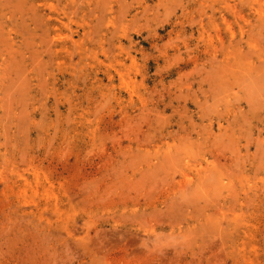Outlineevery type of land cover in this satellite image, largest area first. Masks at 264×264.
Masks as SVG:
<instances>
[{"label":"rangeland","instance_id":"rangeland-1","mask_svg":"<svg viewBox=\"0 0 264 264\" xmlns=\"http://www.w3.org/2000/svg\"><path fill=\"white\" fill-rule=\"evenodd\" d=\"M0 264H264V0H0Z\"/></svg>","mask_w":264,"mask_h":264}]
</instances>
